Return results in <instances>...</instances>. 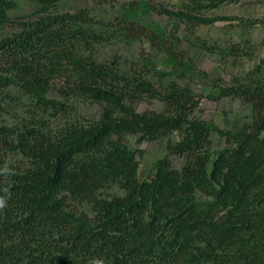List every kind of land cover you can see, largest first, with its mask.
Returning a JSON list of instances; mask_svg holds the SVG:
<instances>
[{
	"label": "trees",
	"instance_id": "obj_1",
	"mask_svg": "<svg viewBox=\"0 0 264 264\" xmlns=\"http://www.w3.org/2000/svg\"><path fill=\"white\" fill-rule=\"evenodd\" d=\"M35 1L36 10L14 17L15 0H0V109L24 96L36 106L0 122V264H264V79L220 88L217 97L241 98L252 116L213 151V126L194 114L200 96L191 87L172 81L157 92L120 73L94 54L102 37L94 27L111 21ZM199 6L161 12L197 24L230 18L202 15ZM123 21L133 36L158 40ZM144 95L164 109L136 110ZM76 97L111 107L83 119L69 103ZM129 135L168 137L167 154L144 179L143 151ZM171 154L183 156L180 167Z\"/></svg>",
	"mask_w": 264,
	"mask_h": 264
},
{
	"label": "rangeland",
	"instance_id": "obj_2",
	"mask_svg": "<svg viewBox=\"0 0 264 264\" xmlns=\"http://www.w3.org/2000/svg\"><path fill=\"white\" fill-rule=\"evenodd\" d=\"M8 10L19 16L36 10L35 0H15ZM200 4L197 12L208 17L228 16L211 23H188L161 12L162 7L187 9ZM86 8L95 18L111 21L108 28L94 27L101 39L94 43V54L118 69L120 73L141 76L151 81L157 92L172 81L189 86L200 96L194 114L213 126L212 150L227 145L226 134L236 132L251 120L248 102L237 96H220V88L234 78L264 79V0H59L54 11H75ZM145 25L158 35L153 41L146 34L133 36L120 26L124 21ZM10 29L7 27L6 30ZM16 93V90L13 89ZM83 119H99L111 107L104 101L76 97L70 100ZM0 109L1 123H14L17 116H28L36 107L28 97L16 102H6ZM136 110L148 108L162 110L164 102L159 97H144L134 105ZM51 115V120H59ZM178 134L171 135L178 139ZM130 146L142 150L137 155L139 177L153 169L158 158L167 154L168 137L138 142L136 136L127 137ZM175 167H180L183 156L171 154ZM118 188H110L111 192ZM88 208V206H85Z\"/></svg>",
	"mask_w": 264,
	"mask_h": 264
},
{
	"label": "clouds",
	"instance_id": "obj_3",
	"mask_svg": "<svg viewBox=\"0 0 264 264\" xmlns=\"http://www.w3.org/2000/svg\"><path fill=\"white\" fill-rule=\"evenodd\" d=\"M6 206V201L3 198H0V209ZM88 264H105L103 259L92 258L88 261Z\"/></svg>",
	"mask_w": 264,
	"mask_h": 264
}]
</instances>
